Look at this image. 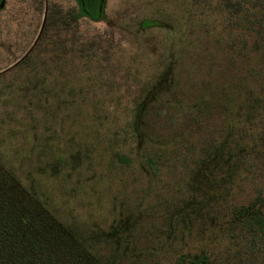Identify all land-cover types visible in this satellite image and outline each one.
Wrapping results in <instances>:
<instances>
[{"label": "rangeland", "instance_id": "374dc122", "mask_svg": "<svg viewBox=\"0 0 264 264\" xmlns=\"http://www.w3.org/2000/svg\"><path fill=\"white\" fill-rule=\"evenodd\" d=\"M76 11L2 1L0 161L116 264H264V0ZM257 197L263 232L233 217Z\"/></svg>", "mask_w": 264, "mask_h": 264}, {"label": "trees", "instance_id": "16d2710c", "mask_svg": "<svg viewBox=\"0 0 264 264\" xmlns=\"http://www.w3.org/2000/svg\"><path fill=\"white\" fill-rule=\"evenodd\" d=\"M0 0V6L2 5ZM75 16H85L91 20L104 17V0H75ZM143 25L151 24L144 19ZM251 67H248L250 71ZM250 80V79H248ZM247 93H252L251 85ZM247 95L244 104L253 101ZM238 104L237 99L231 100ZM246 114V118H247ZM0 161V264H116L108 253L91 251L88 245L67 231L52 218L42 202L33 192L20 185L14 172ZM260 198L233 209V217L245 221L250 229L263 232L260 214ZM160 264V263H156ZM173 264H220L211 261L201 250L193 254H179Z\"/></svg>", "mask_w": 264, "mask_h": 264}, {"label": "water", "instance_id": "95a60500", "mask_svg": "<svg viewBox=\"0 0 264 264\" xmlns=\"http://www.w3.org/2000/svg\"><path fill=\"white\" fill-rule=\"evenodd\" d=\"M28 48H30V47H28ZM27 50H28V49H27ZM25 52H26V51H25ZM25 52H24V53H23L18 59H16L15 61H13L11 64H9L8 66H6V67H4L3 69H1L0 72L6 70V69H8V68H10L11 66H13L18 60H20V59L23 57V55L25 54Z\"/></svg>", "mask_w": 264, "mask_h": 264}]
</instances>
